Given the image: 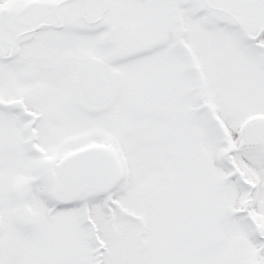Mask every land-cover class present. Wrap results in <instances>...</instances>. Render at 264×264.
Instances as JSON below:
<instances>
[{
  "label": "snow or ice",
  "instance_id": "1",
  "mask_svg": "<svg viewBox=\"0 0 264 264\" xmlns=\"http://www.w3.org/2000/svg\"><path fill=\"white\" fill-rule=\"evenodd\" d=\"M0 264H264V0H0Z\"/></svg>",
  "mask_w": 264,
  "mask_h": 264
}]
</instances>
